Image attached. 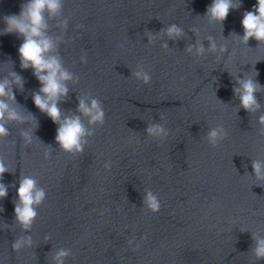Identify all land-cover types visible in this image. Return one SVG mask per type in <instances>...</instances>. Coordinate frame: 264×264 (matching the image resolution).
I'll use <instances>...</instances> for the list:
<instances>
[{"label":"water","instance_id":"95a60500","mask_svg":"<svg viewBox=\"0 0 264 264\" xmlns=\"http://www.w3.org/2000/svg\"><path fill=\"white\" fill-rule=\"evenodd\" d=\"M211 2L63 0L60 13L45 12L50 54L73 74L62 116L79 114L89 130L74 155L34 102L41 81L22 66L24 36L3 32L5 16L27 0H0V81H9L15 100L2 98L26 117L5 116L8 133L0 136L9 169L0 176L8 189L0 197L3 264H264L255 251L264 238V178L253 166L264 162V42H245L241 23L257 0H242L222 22L205 15ZM172 24L180 35L168 34ZM249 77L258 83L259 107L251 109L235 91ZM81 98L102 101V125L79 110ZM152 124L165 133H149ZM213 129L227 134L213 140ZM25 176L45 190L28 228L15 213ZM149 191L161 201L158 212L146 204Z\"/></svg>","mask_w":264,"mask_h":264},{"label":"clouds","instance_id":"9594fccd","mask_svg":"<svg viewBox=\"0 0 264 264\" xmlns=\"http://www.w3.org/2000/svg\"><path fill=\"white\" fill-rule=\"evenodd\" d=\"M241 3L242 0H212L211 4L207 7L205 15L213 20L222 22L228 16L230 9L239 7ZM63 7V0H27V3L22 6L19 13L5 16L7 27L3 29V32L17 31L24 36L23 43L19 47L22 66L34 68L35 75L41 81V89L35 93L33 97L34 102L58 124L56 141L60 144L61 148L65 152L75 155L83 151L84 144L87 143L85 135L89 130L86 129L79 114L62 116L59 100L62 96L67 95L69 89L66 81L71 79L73 74L63 67L58 56L50 54L55 44L45 31L48 27L45 12L57 14L61 12ZM64 23L66 26L67 19ZM241 23L244 28L242 38L245 42L251 37L264 42V0H257V3L253 5V10H245ZM182 31L183 29L176 24H172L167 28L169 35H180ZM208 39L212 41L210 50H216L217 44L215 40L211 36ZM225 49L226 45H221L219 50L223 52ZM189 50L191 51V46ZM197 51L203 53L205 51L204 46L199 44ZM82 60L87 62L86 55L82 56ZM12 75L15 77V82L23 86L22 77L16 73H12ZM136 75L142 77L145 83L151 81L150 73L137 72ZM239 84L240 86L235 88V91L240 93L242 105L248 109L253 108V106L259 107L254 95L258 88V83L249 77L248 79L241 78ZM5 96L11 100H15V93L9 87L7 79L0 81V136L7 135L8 133V129L3 123L5 116L19 120L26 119V117L21 116L16 110H10L8 100L2 98ZM78 108L82 113L89 116L90 123L99 122L101 125L104 123L105 110L102 101L98 98H93L90 104L81 98ZM260 119L261 122H264V116H261ZM147 131L154 134L165 133V129L161 124H152L148 127ZM221 134L226 135L227 133H221L219 129H213L210 132L213 140ZM23 135L26 138V143H32L33 136L31 132L25 131ZM49 155L50 152L45 151V156ZM111 166V161L105 163L106 168H111ZM253 166L257 176L264 178V171H262L264 162L255 161ZM8 170L4 160L0 158V176ZM36 183L37 181L34 177L25 176L17 189L19 202L15 206V213L17 219L25 228L30 227L37 215L34 205L40 203L45 196V190L42 188L37 189ZM7 192V185L0 182V197L6 196ZM146 204L153 213L158 212L161 208V201L158 195L153 194L151 191H149L146 198ZM22 240L23 238L14 242L13 248L15 250L21 248ZM28 243H31L30 237L28 238ZM255 251L257 256H264V238L258 239ZM65 254L66 252L62 251L59 255L63 256ZM0 264H3V262L0 261Z\"/></svg>","mask_w":264,"mask_h":264}]
</instances>
